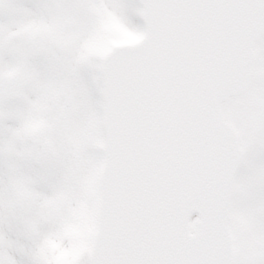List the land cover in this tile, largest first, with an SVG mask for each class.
<instances>
[{
	"label": "rangeland",
	"instance_id": "374dc122",
	"mask_svg": "<svg viewBox=\"0 0 264 264\" xmlns=\"http://www.w3.org/2000/svg\"><path fill=\"white\" fill-rule=\"evenodd\" d=\"M71 1L0 0V111L3 112L0 116L1 232H8L14 227L12 213L21 218L30 212L45 211L51 213L52 220L53 214L57 212L58 206L56 207L55 203L59 198V193L55 191L56 184L51 181L53 172L58 167L56 157H61L62 154L68 156L69 151H75L77 156H82L81 150L70 147L71 139L68 133L69 128L74 126L75 120L83 113V102L86 98V101L90 99L87 93L88 85L84 81L78 83L82 91L78 93L79 97L85 95L82 101L76 100L73 92H68L72 98H65L68 93L64 91L60 96L56 89L58 83L67 88L70 82H60V69L55 63V56L45 57L44 44L50 45L54 42H51L50 36H44L45 30L38 27L43 20L42 16L47 14V9H52L57 18L59 17L56 28L62 31V25L67 22L66 15H71L63 11L66 7L64 5ZM73 1L81 5V8H78V4L75 6L76 12L86 14L90 18H96L106 10L101 19L90 20L89 31L95 30L84 33L83 37L79 31L76 32V37L80 39L78 44H85L86 51L96 50L101 53L102 49L110 48V44L136 40L144 31L142 8L137 0H100L98 4L92 3L90 6L86 3L89 0ZM83 29L80 27L79 30ZM29 34L32 35L30 38L34 39V47L30 53L27 51L29 45L24 47L28 43ZM63 35L66 34L63 32ZM255 51L257 61L247 93L229 99L223 106V114L228 123L236 129L239 143L245 152L235 183L229 221L234 264H264V37L257 43ZM92 62L94 66L97 65L95 59ZM23 66L31 69L32 80L28 87L16 96L11 90V79ZM100 75L101 72L98 73L97 69V79ZM100 84L98 87H102ZM100 89L103 92V87ZM73 91L75 92L74 88ZM99 101L104 112L103 95ZM95 131L98 134L97 130ZM103 132L102 129V135ZM77 135H80L81 143L84 140L80 149L90 143L89 133L86 136L81 133ZM60 149L61 152L57 155ZM90 181L95 187L97 176L92 175ZM36 190L39 192L37 198L34 196ZM52 201L54 205L47 206ZM81 203H84L82 195ZM26 209L28 210L25 211ZM43 221L44 219H41L38 225ZM98 221L99 217L96 215L94 225L87 234L85 233L86 237L84 236L81 242L77 239L70 245L60 242L57 249L54 240L42 239L33 250L34 260L28 263L90 264L89 252L96 236ZM195 221L196 218L192 221L193 229ZM251 225L255 226L256 230ZM33 226L34 224L29 230L30 239L37 233ZM14 243L4 241L0 237V251L3 256L1 264H20L15 255ZM51 247H55L54 251Z\"/></svg>",
	"mask_w": 264,
	"mask_h": 264
},
{
	"label": "bare ground",
	"instance_id": "6f19581e",
	"mask_svg": "<svg viewBox=\"0 0 264 264\" xmlns=\"http://www.w3.org/2000/svg\"><path fill=\"white\" fill-rule=\"evenodd\" d=\"M51 10L47 9V14L42 16L43 20L38 24V27L46 31V35L44 36H50L52 40L56 38V41L60 44L63 40V35L58 36L56 32V23H58L59 17L57 18ZM32 26L33 24H31V27ZM30 36L32 35L29 34L28 43L25 44V47L29 45V49L27 50L29 53L34 47V39H31ZM54 56L55 63L59 64L58 69H60L58 78L61 80L60 82H63V69L67 62V55H62V50H60V52ZM87 81L89 89L87 93L90 99L89 101L85 99L83 102V113L79 116L77 115L78 118L76 117L77 119L75 120L74 126L71 128V132L74 134H85L84 136L89 133L90 143H86L83 149H80V147L84 140L81 144L76 146L78 147V151H82L80 153L82 156H77L75 151H73V153L69 151L68 156L62 154L61 157H58L56 160L58 167L54 170L52 175L53 179L51 181L53 184H56L55 191L57 194L59 193V198L56 201V207L58 206L57 212L53 214L52 220L51 213L45 211L30 212L27 213L28 215L25 214L26 217L23 215L21 218L12 213V223L14 227L8 232L5 230L0 234V236H5V241L10 243L15 242L13 244L15 255L18 258V262L20 261V264H29V261L34 260L33 250L42 239L49 240L50 238V240H54L53 242H55L56 248L58 249V244H60V242H67V244L69 243L70 245L73 244V241L76 239L78 242L83 241L88 230L94 225L97 207L100 206V178L103 164V158L100 152L101 145H99L100 140L95 130L100 126L102 108L98 99L99 91L96 85L97 83L92 76H89ZM60 84L61 83H58L57 85V92L64 91L68 93L72 91L73 87L77 95L78 93H82L81 89L77 86L78 83L68 84L69 86L67 88H65V86L62 87ZM75 140L78 142L79 138H75ZM92 175L95 177L97 176L98 181H96L95 187L92 181H90ZM86 181H90V183H86ZM81 195L84 198V203H81ZM41 219H44V221L42 224L38 225ZM32 224H34L32 228H34L37 233L30 239L29 230ZM252 228L256 230L255 226H252ZM43 244V247H45L46 244L44 242Z\"/></svg>",
	"mask_w": 264,
	"mask_h": 264
},
{
	"label": "water",
	"instance_id": "95a60500",
	"mask_svg": "<svg viewBox=\"0 0 264 264\" xmlns=\"http://www.w3.org/2000/svg\"><path fill=\"white\" fill-rule=\"evenodd\" d=\"M119 49H116L113 53H111L108 56L106 66L108 65V63L111 60V58L118 53ZM28 79L29 78H28V75L27 74L26 75L25 74H19V75H17V77H16V79L14 81L15 88L21 87V86L25 85L28 82ZM249 79H250V75L248 74V77H247L246 81L249 82ZM243 91H245V89L244 90H241V91H238V92H234V93L235 94H238V93L243 92ZM227 209H228V207H227ZM227 221H228V217L226 218V221H225V227L226 228H227ZM202 224H203V222L201 221L199 223V225H202ZM202 228H204L203 230H205V231L207 230V227L205 228L203 226ZM227 231H228V229H227ZM216 235H217L218 238H220L222 240L225 237L224 229H223V226L222 225H220V227L218 228V232L216 233ZM218 243H219V245H218V247H219V252H218L219 258H218V261L221 262L222 259L224 258V253L228 255V251L226 250L227 248H225L224 245L222 246L221 241L218 242ZM228 247L230 249V246H228ZM229 251H230V254L232 256L231 250H229ZM92 261H93V258H92Z\"/></svg>",
	"mask_w": 264,
	"mask_h": 264
}]
</instances>
